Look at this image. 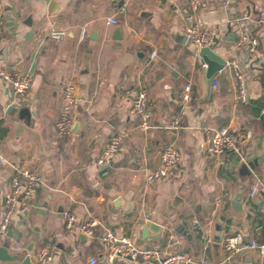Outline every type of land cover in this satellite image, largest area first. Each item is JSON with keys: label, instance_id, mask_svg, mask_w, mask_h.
I'll return each mask as SVG.
<instances>
[{"label": "crops", "instance_id": "1", "mask_svg": "<svg viewBox=\"0 0 264 264\" xmlns=\"http://www.w3.org/2000/svg\"><path fill=\"white\" fill-rule=\"evenodd\" d=\"M52 1L2 0L0 70L29 71L33 82L29 101L22 104L0 76V220L16 169L36 173L39 181L31 200L13 210L7 227L13 238L8 230L0 232V244L9 239L10 253L31 255V264H88L93 256L105 264L102 237L110 230L142 250L184 251L194 258L189 264H264V0H200L197 17L215 33L212 47L228 62L216 73L212 96L202 93L203 61L187 38L188 0H56L57 7ZM247 13L249 20L240 22ZM51 29L67 34L60 40L43 34ZM243 34L259 39L256 55L238 43ZM154 49L157 54L149 59ZM236 71L246 102L238 101ZM190 80L195 97L183 105L179 91ZM69 82L78 102L66 139L57 136L55 124ZM140 87L147 90L154 115L146 131L132 112L130 91ZM11 104L30 108L28 122L6 114ZM178 114L182 126L167 128ZM232 124L253 136L218 161L201 145L215 129ZM122 130L128 135L116 156L98 164L104 144ZM166 143L180 151L179 163L145 186L144 168L160 165ZM256 181L260 191L250 197ZM177 195L182 199L173 207L169 202ZM234 199L242 202L243 213L228 204ZM69 212L76 215L72 228L66 227ZM93 218L99 223L86 235L81 226ZM145 219L163 229L158 239L150 235L138 244ZM235 232L258 245L228 259L220 244L217 260L214 242ZM47 245L54 255L42 263L37 255ZM110 264L157 262L125 256Z\"/></svg>", "mask_w": 264, "mask_h": 264}, {"label": "built area", "instance_id": "2", "mask_svg": "<svg viewBox=\"0 0 264 264\" xmlns=\"http://www.w3.org/2000/svg\"><path fill=\"white\" fill-rule=\"evenodd\" d=\"M191 4V13L186 16L188 21L187 38L195 43L199 48L212 47L215 42V33L204 22L200 21L197 17V11L200 6V0H188ZM2 0H0V37L2 33ZM111 23H117V19L111 18ZM44 35L48 37L60 40L66 34V29H51L45 30ZM238 43L247 50L250 55H256L258 53L259 39L251 34H243L240 36ZM157 54V49L151 51L149 59H153ZM232 66L236 69L237 63L232 62ZM203 70L207 68V63L203 62ZM236 75L240 80L239 97L238 101L246 102L248 95L246 94L245 87L242 81V76L236 71ZM0 76L7 82L17 99L22 103H28L29 89L32 84V74L28 71L13 68L9 70L1 69ZM218 86V79L215 75L213 81V88ZM195 82L190 80L186 82L180 89L179 95L181 103L183 105L190 104L195 97ZM133 94L134 100L132 105V112L139 117L138 128L146 131L152 126L153 111L150 107L149 96L145 88L140 87L138 90L132 89L130 91ZM78 102L76 95V88L74 82H69L66 86L63 96V106L61 108L59 118L56 121V134L61 138L70 136L72 127L74 124V118L72 117V110L75 104ZM264 114V109H261ZM183 117L178 114L168 124L167 128L177 130L182 126ZM128 131L122 130L114 133L112 137L104 144L97 163L104 165L109 163L118 153V149L122 144V141L127 137ZM253 136L252 131L242 129L237 124H232L224 127H220L214 130V133L202 144V148L206 150L208 154L221 161L223 157L230 152H239V146L243 139L251 138ZM162 161L160 165L155 167L144 168V183L145 186H151L160 179L168 176L174 168L178 165L180 160V151L174 143H166L162 149ZM5 160V159H3ZM243 160V159H242ZM244 161V160H243ZM39 177L36 173L29 172L25 168H17L12 178L10 189L7 191L4 203L1 208V220H0V232L5 235L10 218L13 214V210L21 201L23 204H27L34 195V190L38 185ZM261 188L260 182L256 181L252 184L250 191V197L259 193ZM264 222V217H263ZM76 223L75 213L69 212L66 216V227L72 228ZM99 221L93 218L87 221L82 227V230L88 234H93L94 226ZM264 226V225H263ZM103 245H105L106 257L105 264L112 263L118 257L131 256L133 259L142 257L143 259H154L157 264H189L194 263V258L184 252H166L161 253L157 249H140L130 238H119L112 231L107 230L102 237ZM221 245L227 254L228 259H232L238 252L245 248L256 247L257 241H246L244 235L241 232H235L233 234L224 235L221 240ZM264 250V243L260 245ZM54 255V248L50 245L45 246L37 257L40 262L44 263L52 260ZM204 262V258L202 260ZM98 259L93 256L89 259L88 264H97Z\"/></svg>", "mask_w": 264, "mask_h": 264}, {"label": "water", "instance_id": "3", "mask_svg": "<svg viewBox=\"0 0 264 264\" xmlns=\"http://www.w3.org/2000/svg\"><path fill=\"white\" fill-rule=\"evenodd\" d=\"M51 6L57 7L56 0H53L51 2ZM55 12V11H54ZM240 22L248 21L249 20V14L247 13L246 17H241L238 19ZM119 36L117 39L122 38V34L119 32ZM199 57L202 59L203 62L207 63V68L204 70L203 78H202V93L203 95H211L213 91V81L215 78V75L218 71L223 69L225 66H227V59L219 55L213 47H201L199 48L198 52ZM212 96V95H211ZM179 107L177 109L181 108V105H178ZM6 114L9 116L19 117L28 122V115L30 114V108L25 105L22 107H18L14 104H11L8 109L6 110ZM27 115V117H26ZM80 123L77 122L75 124L74 130H77L79 128ZM159 158L162 160V151L159 152ZM159 165V161L157 162ZM108 166V165H105ZM244 166V165H243ZM182 197L179 195L175 196L172 200H170L169 204L173 207H176L179 202L181 201ZM228 204L232 206L233 209L236 208V211L238 213H243V204L240 200L234 199L228 201ZM163 229V225H160L154 220L151 219H145L142 223V228L139 232V241L138 244H142L144 238L147 239L150 237V235L153 236L154 239L159 238L158 231H161ZM7 236L10 238H13V233L11 229H8ZM190 237V235H188ZM9 239L4 240L0 244V260L7 262V261H15L19 260L22 264H31V255L28 256H20L18 254L10 253V241ZM220 237L217 238V240L214 242V256L218 260V255L220 251ZM31 249V248H30ZM146 249V248H145ZM127 258H131V256H127Z\"/></svg>", "mask_w": 264, "mask_h": 264}, {"label": "trees", "instance_id": "4", "mask_svg": "<svg viewBox=\"0 0 264 264\" xmlns=\"http://www.w3.org/2000/svg\"><path fill=\"white\" fill-rule=\"evenodd\" d=\"M5 132V131H4Z\"/></svg>", "mask_w": 264, "mask_h": 264}]
</instances>
